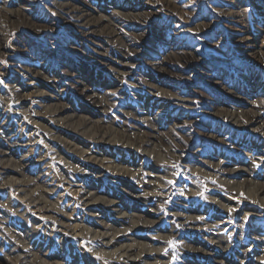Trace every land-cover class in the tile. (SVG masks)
<instances>
[{"label": "rangeland", "instance_id": "1", "mask_svg": "<svg viewBox=\"0 0 264 264\" xmlns=\"http://www.w3.org/2000/svg\"><path fill=\"white\" fill-rule=\"evenodd\" d=\"M0 152V264H264V0H0Z\"/></svg>", "mask_w": 264, "mask_h": 264}, {"label": "bare ground", "instance_id": "2", "mask_svg": "<svg viewBox=\"0 0 264 264\" xmlns=\"http://www.w3.org/2000/svg\"><path fill=\"white\" fill-rule=\"evenodd\" d=\"M58 110H60V108H56V109H54L53 112H54V111H58ZM77 124L79 125V123H77ZM2 153H3V152H0V156L2 155ZM1 159H2V158L0 157V165H1V164H4V165H7V166H14V167H13L12 169H10V170H12V171H19V168L15 167V166H16L15 164H14V165H13V164H10V162H9L8 164H5L3 161H1ZM22 174H23V173H22ZM3 175H4V174H3ZM14 181H15L14 179H13V180L10 179L8 182H10L11 185H12ZM22 182H24V183H25V182L28 183L29 181L24 179V180H22ZM16 189L18 190V187H16ZM38 194H40V192H38ZM44 201H45V200H44Z\"/></svg>", "mask_w": 264, "mask_h": 264}, {"label": "snow or ice", "instance_id": "3", "mask_svg": "<svg viewBox=\"0 0 264 264\" xmlns=\"http://www.w3.org/2000/svg\"><path fill=\"white\" fill-rule=\"evenodd\" d=\"M245 219H247V217Z\"/></svg>", "mask_w": 264, "mask_h": 264}]
</instances>
